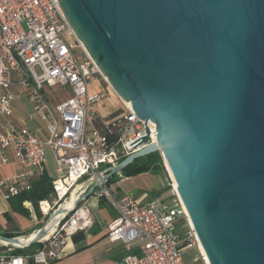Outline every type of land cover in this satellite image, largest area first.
<instances>
[{"label": "water", "instance_id": "obj_1", "mask_svg": "<svg viewBox=\"0 0 264 264\" xmlns=\"http://www.w3.org/2000/svg\"><path fill=\"white\" fill-rule=\"evenodd\" d=\"M57 2L105 81L145 123L143 146L106 178L158 151L208 264H264V0ZM45 234L42 225L20 246Z\"/></svg>", "mask_w": 264, "mask_h": 264}, {"label": "built area", "instance_id": "obj_2", "mask_svg": "<svg viewBox=\"0 0 264 264\" xmlns=\"http://www.w3.org/2000/svg\"><path fill=\"white\" fill-rule=\"evenodd\" d=\"M66 36L74 41L67 42ZM76 49L83 54L81 60L75 56ZM13 72L17 73L14 81ZM98 73L57 0H0V162L6 164L12 157L20 167L18 173L0 177V198L10 200L31 189L47 150L56 172L48 198L28 203L40 209L45 203L49 208L39 218L34 217L36 223L46 226V234L35 242L39 247L32 253L15 254L13 249L30 245H10L0 255V264H54L64 259L69 236L88 227L91 216L81 204L84 199L75 207L73 204L68 213L62 212V205L71 201L73 192L76 201L94 182L98 185L92 193L115 212L107 225V240L121 241L127 250L135 242L141 243L139 254L127 253L114 264H185L182 250L198 245L173 187L170 199L142 201L131 193L113 190V183H108L109 166L143 146L138 142L144 135L145 123L122 102V114L105 121L101 131L93 127L104 96L102 91L91 88ZM13 83L30 91L28 101L45 130L44 138L14 123V94L9 91ZM44 87L67 89L70 96L52 106L42 93ZM147 126L154 141V125L147 122ZM55 212L57 218L53 216ZM52 219L56 221L49 230L46 223ZM179 221L186 229L183 237L175 227Z\"/></svg>", "mask_w": 264, "mask_h": 264}, {"label": "crops", "instance_id": "obj_3", "mask_svg": "<svg viewBox=\"0 0 264 264\" xmlns=\"http://www.w3.org/2000/svg\"><path fill=\"white\" fill-rule=\"evenodd\" d=\"M12 77L14 81L17 73ZM92 88V87H91ZM50 88L44 87L42 89L43 95L46 97L50 105L57 103L51 96L46 94V90ZM99 90L100 86L92 88ZM9 91L14 94L13 100V121L17 126H25L39 137L44 138L46 133L41 123L34 116L32 106L28 101L29 90L23 88L15 83L9 86ZM104 94L102 101L98 105V110L95 119L93 120V127L98 130H103L104 118L116 117L124 112V105L121 102L119 107L117 102L110 98L107 102ZM20 170L17 162L11 157L9 162L2 164L0 162V177H5L18 173ZM152 172H143L137 175L121 177L113 183L119 185L123 181H130V193L142 201H149L156 197L162 199L168 198L169 192L166 188L167 180L164 179L161 173H155L157 180L152 178ZM56 176L55 164L51 152L46 151V160L36 171L32 186H36L44 181H52ZM113 190L115 187L113 186ZM118 192V191H117ZM30 201H24L23 206H26ZM35 203V202H31ZM81 204L85 205L89 210L91 216V224L83 230L73 232L66 245V257L62 260L56 261L54 264H114L119 261L125 254H139L141 243L135 242L129 250H127L121 241L110 242L106 238L107 225L115 215L114 210L104 201L98 199L93 193L86 197ZM15 200H3L0 198V235H14V237L27 236L40 228L41 223H36L33 215L29 210V215H24L16 211ZM31 214V215H30ZM31 216L33 217L31 219ZM25 234V235H24ZM186 248L182 250L185 264H197L196 258H190L186 261Z\"/></svg>", "mask_w": 264, "mask_h": 264}, {"label": "rangeland", "instance_id": "obj_4", "mask_svg": "<svg viewBox=\"0 0 264 264\" xmlns=\"http://www.w3.org/2000/svg\"><path fill=\"white\" fill-rule=\"evenodd\" d=\"M65 39H66L67 42H73L74 41V39L72 37H69V36H66ZM75 56L77 57V59L81 60L82 57H83V54H82L81 50L76 49L75 50ZM14 76H15V74L12 73V77H14ZM97 85L100 86V89L105 94V96L107 98L106 99L107 102H109L110 98H112V99H114L117 102L119 107L121 106V100L117 97V95L111 89L109 84L105 81V78L100 73H98L96 75V80L91 83V87L94 88ZM46 94L51 96L54 100H57V101L65 100L66 98H68L70 96L69 90L61 89V88H54V89L50 88V89L46 90ZM108 119H109V117H105L103 120L105 122ZM160 158H161V167L163 168V171H161V174L163 175L164 179L167 180L166 188L167 189L168 188L171 189L172 188V186H171L172 182H171L170 175L168 173L167 168L164 165V161H163L161 155H160ZM151 176H152V178L157 180V176H156V174L154 172L151 173ZM113 186L115 187L116 191H118L119 193H122V194H129L130 193L129 192L130 189H132L131 188L132 185H131L130 181H123V182L119 183V185L114 184ZM170 198L171 197L165 198V199H170ZM26 205H29V204H26ZM32 208L34 209V215L35 214L38 215L39 213H38L37 205L36 204H32ZM27 211H28V213H30L29 210H27ZM38 217H39V215H38ZM48 217H49V215L44 218V221H46L48 219ZM32 218L33 217L31 216V219ZM181 223H182V221L177 222L175 227H176L177 232L183 237L185 235L186 229L185 228H181ZM41 226H42V224L40 225V227ZM38 247H39V244L33 243L30 248L28 247V248L23 249V251L21 253H32ZM9 248H10V245H1L0 244V255L5 253V252H7ZM185 250L187 252L186 255L184 256L186 261H189V259L192 257V258H196L198 260L197 264H205V261H204L202 255L200 254V251H199L197 245H194L191 248H186Z\"/></svg>", "mask_w": 264, "mask_h": 264}, {"label": "trees", "instance_id": "obj_5", "mask_svg": "<svg viewBox=\"0 0 264 264\" xmlns=\"http://www.w3.org/2000/svg\"><path fill=\"white\" fill-rule=\"evenodd\" d=\"M125 158V157H124ZM121 158L119 161H121ZM163 168L161 167V158L158 151L140 157L133 162H131L128 166L123 168L119 173L114 174L113 176L108 178V183H114L121 177H128L137 175L143 172H154V173H161ZM168 188V192H169ZM52 191L51 181H44L39 183L36 186H32L30 190L26 192H22L17 196L11 198V200H15V209L17 212L29 215L27 209L23 206L24 201L36 202L38 200L48 198L49 194ZM7 237H14V235H7ZM32 245L29 246V248ZM23 251V249L15 248L13 249V253L19 254Z\"/></svg>", "mask_w": 264, "mask_h": 264}, {"label": "bare ground", "instance_id": "obj_6", "mask_svg": "<svg viewBox=\"0 0 264 264\" xmlns=\"http://www.w3.org/2000/svg\"><path fill=\"white\" fill-rule=\"evenodd\" d=\"M125 104H126L127 106H129L128 102H125ZM164 163H165V166H166V168H167V170H168V173H169V175H170L171 182H172V183H171V184H172V187L176 190V183H175V180H174V178H173V176H172V173H171V171H170L168 165L166 164V162H164ZM75 196H76V194H75V192H73L72 197H71V201H67V202L63 203L62 206H63V208H64L65 210H69L70 208L73 207V204H74V201H75ZM26 206H29V207H30V211H31L32 214L34 215V209L32 208V206H30V205H26ZM37 207H38V206H37ZM48 209H49V208H48L47 204L43 203V204L41 205V209L38 207V213L41 214V213L47 212ZM60 210H61V209H59L58 212H61ZM56 212H57V211H56ZM57 217H58V214L56 213L55 218H57ZM55 221H56V219H52V220H50L49 222L46 223V224L49 226V230H52V228H53V226H54V224H55ZM189 224L191 225L190 220H189ZM31 236H32V233L30 232V234L27 235V236H20V237H17V241H16L15 243H11V244H10V243H8V242L1 241V240H0V244H1V245L20 246V244H22V243H26L27 240H28L29 238H31ZM197 246H198V249H199V251H200V254L202 255V257H203V259H204V261H205V264H208V260H207L205 254H204V251H203L202 247L200 246L199 243H198Z\"/></svg>", "mask_w": 264, "mask_h": 264}]
</instances>
